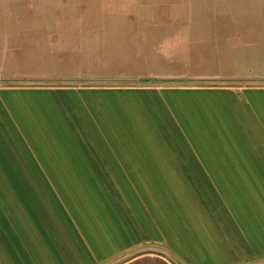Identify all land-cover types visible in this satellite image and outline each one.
<instances>
[{
  "label": "crops",
  "instance_id": "obj_1",
  "mask_svg": "<svg viewBox=\"0 0 264 264\" xmlns=\"http://www.w3.org/2000/svg\"><path fill=\"white\" fill-rule=\"evenodd\" d=\"M180 1L208 19L170 83L0 86V264L264 258V85L244 84L264 0Z\"/></svg>",
  "mask_w": 264,
  "mask_h": 264
},
{
  "label": "rangeland",
  "instance_id": "obj_2",
  "mask_svg": "<svg viewBox=\"0 0 264 264\" xmlns=\"http://www.w3.org/2000/svg\"><path fill=\"white\" fill-rule=\"evenodd\" d=\"M182 9L180 0H57L52 7L46 0H0V86L81 83L98 76L170 83L173 70L183 74L188 66L187 26L208 19ZM260 24L245 51L258 61L249 71L258 73L244 84L264 85L262 16ZM89 33L100 40L94 49L84 44ZM195 82L229 83L211 77ZM245 264H264V258Z\"/></svg>",
  "mask_w": 264,
  "mask_h": 264
},
{
  "label": "water",
  "instance_id": "obj_3",
  "mask_svg": "<svg viewBox=\"0 0 264 264\" xmlns=\"http://www.w3.org/2000/svg\"><path fill=\"white\" fill-rule=\"evenodd\" d=\"M174 260V259H173ZM174 262L176 263V264H179L176 260H174Z\"/></svg>",
  "mask_w": 264,
  "mask_h": 264
},
{
  "label": "bare ground",
  "instance_id": "obj_4",
  "mask_svg": "<svg viewBox=\"0 0 264 264\" xmlns=\"http://www.w3.org/2000/svg\"><path fill=\"white\" fill-rule=\"evenodd\" d=\"M143 69H144V67H143ZM146 69V68H145ZM149 69H150V67H149ZM152 70V69H151ZM155 72V71H154Z\"/></svg>",
  "mask_w": 264,
  "mask_h": 264
}]
</instances>
